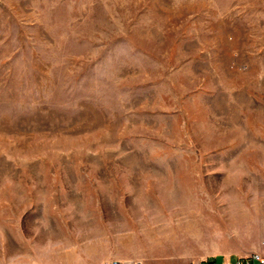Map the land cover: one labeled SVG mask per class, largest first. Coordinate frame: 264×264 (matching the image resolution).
<instances>
[{
  "label": "rangeland",
  "instance_id": "obj_1",
  "mask_svg": "<svg viewBox=\"0 0 264 264\" xmlns=\"http://www.w3.org/2000/svg\"><path fill=\"white\" fill-rule=\"evenodd\" d=\"M263 205L264 0H0V264Z\"/></svg>",
  "mask_w": 264,
  "mask_h": 264
},
{
  "label": "crops",
  "instance_id": "obj_2",
  "mask_svg": "<svg viewBox=\"0 0 264 264\" xmlns=\"http://www.w3.org/2000/svg\"><path fill=\"white\" fill-rule=\"evenodd\" d=\"M98 215L101 229L96 236L59 250L52 262L44 264H109L113 259L134 264H188L204 258L235 259L264 248V218L253 224L240 219L239 231L227 233L226 239L213 244V250L198 252L193 249L195 244L178 240L176 236H158L162 232H172L171 227L108 228L106 217Z\"/></svg>",
  "mask_w": 264,
  "mask_h": 264
},
{
  "label": "built area",
  "instance_id": "obj_3",
  "mask_svg": "<svg viewBox=\"0 0 264 264\" xmlns=\"http://www.w3.org/2000/svg\"><path fill=\"white\" fill-rule=\"evenodd\" d=\"M264 247V243H263ZM109 264H134L133 262L110 260ZM138 264V263H136ZM188 264H264V248L262 251H253L248 255H243L235 259L217 260L204 258L199 261H191Z\"/></svg>",
  "mask_w": 264,
  "mask_h": 264
}]
</instances>
